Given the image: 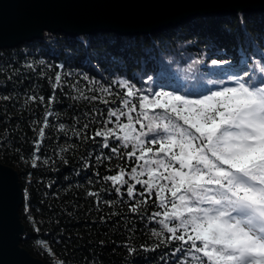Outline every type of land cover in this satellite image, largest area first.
Returning a JSON list of instances; mask_svg holds the SVG:
<instances>
[{
	"label": "trees",
	"instance_id": "16d2710c",
	"mask_svg": "<svg viewBox=\"0 0 264 264\" xmlns=\"http://www.w3.org/2000/svg\"><path fill=\"white\" fill-rule=\"evenodd\" d=\"M212 60L226 63L212 65ZM261 67L264 12L259 11L196 16L128 37L96 32L72 39L61 31L44 30L41 36L0 47V162L17 171L24 195L19 214L25 232L20 245L44 264H197L187 250L176 252L179 241L162 243L166 229L165 236L152 235L153 230H161L159 220L164 217H149L165 208L149 202L139 204V211L133 213L129 205L134 201L126 195V186L117 194L112 183L103 179L120 169L130 173L131 167L144 161L118 156L107 160L111 147H118L116 140L108 138L110 147L103 149L105 138L85 137L117 127L106 121L109 109L128 111L122 99L139 104V95L124 96L120 81L130 82L145 95L160 89L206 95L207 89L234 86L228 79L231 75L259 84L264 79ZM57 73L62 80L54 87ZM221 80L223 85L208 83ZM94 95L98 98L91 99ZM50 97H54L51 104ZM158 111L149 110L146 102L144 109L137 108L131 116L155 125ZM120 122L129 121L121 117ZM84 124L89 127L83 129ZM132 126L141 128L135 121ZM37 141L39 159L33 167ZM145 159L155 160L157 155ZM140 199L136 197L135 202Z\"/></svg>",
	"mask_w": 264,
	"mask_h": 264
},
{
	"label": "snow or ice",
	"instance_id": "6c2138e0",
	"mask_svg": "<svg viewBox=\"0 0 264 264\" xmlns=\"http://www.w3.org/2000/svg\"><path fill=\"white\" fill-rule=\"evenodd\" d=\"M211 63L226 62L212 60ZM260 72L264 73V67ZM228 79L235 85L221 86L214 91L207 89L206 95H181L163 89L145 95L130 82L120 81V87L126 90L124 96L139 95V104L122 99L120 102L128 111L109 109L106 121L117 127L102 128L94 137L85 138H105L103 149L110 147L108 138L116 140L118 147H111L107 160L118 156L144 161L143 165L131 167L130 173L120 169L103 179L112 183L117 194H121V186H126V195L134 201L129 205L133 213L139 211V204L149 202L166 209L149 217L152 220L164 217L159 220L161 230L152 232L153 236H165L166 229L162 243L179 241L181 246L176 252L187 250L186 255L197 264H264V79L259 84H250L236 75ZM55 80L54 87H58L62 80L59 73ZM208 83L223 85L224 81ZM53 100L50 97L49 104ZM146 102L149 110H161L154 117L159 121L155 125L143 124L138 117L131 116L137 108L144 109ZM142 115L146 116V112ZM121 117L129 122H120ZM133 121L145 131L134 129ZM47 123L46 117L45 126ZM88 127L83 125V129ZM60 128L64 129V125ZM134 132L139 135H130ZM44 134L41 127L40 137ZM39 143L36 142L33 167L39 159L35 154ZM122 148L129 150L122 152ZM152 154L157 159H145ZM96 159L103 162L99 156ZM143 175L147 179H138ZM137 185L141 186L140 191ZM136 197L142 199L135 202ZM129 251L133 250L129 248Z\"/></svg>",
	"mask_w": 264,
	"mask_h": 264
},
{
	"label": "water",
	"instance_id": "95a60500",
	"mask_svg": "<svg viewBox=\"0 0 264 264\" xmlns=\"http://www.w3.org/2000/svg\"><path fill=\"white\" fill-rule=\"evenodd\" d=\"M239 10L264 12V0H0V47L41 36L44 30L72 39L96 32L128 37ZM23 201L17 171L0 162V264H44L20 245Z\"/></svg>",
	"mask_w": 264,
	"mask_h": 264
}]
</instances>
